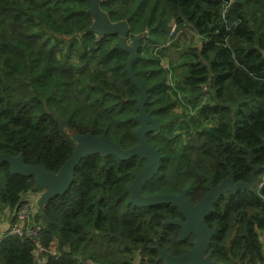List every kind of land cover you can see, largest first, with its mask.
<instances>
[{
    "label": "trees",
    "instance_id": "obj_1",
    "mask_svg": "<svg viewBox=\"0 0 264 264\" xmlns=\"http://www.w3.org/2000/svg\"><path fill=\"white\" fill-rule=\"evenodd\" d=\"M99 1L111 23L127 24V39L139 38L132 69L146 91L145 111L159 124L146 134L159 169L142 195L187 189L195 202L230 172L247 182L250 159L258 169L251 189L224 194L204 220L216 230L207 254L218 264H264V0ZM88 8L86 0H0V154H22L25 164L57 173L73 135L103 134L121 149L137 144L128 54L117 35L86 31ZM173 22L182 37L186 30L200 37L176 58L166 46L154 49L169 42ZM145 163L82 158L68 191L33 215L38 242L55 241L59 254L42 253L40 264H163L156 246L173 256L189 249L193 237L178 242V227L163 226L178 216L175 207L128 201ZM34 186L2 163L0 210L13 214ZM33 250L25 236L4 235L0 264H36Z\"/></svg>",
    "mask_w": 264,
    "mask_h": 264
},
{
    "label": "water",
    "instance_id": "obj_2",
    "mask_svg": "<svg viewBox=\"0 0 264 264\" xmlns=\"http://www.w3.org/2000/svg\"><path fill=\"white\" fill-rule=\"evenodd\" d=\"M86 1L92 18V24L86 31L98 36L117 35V45L128 54L126 72L138 91V96L133 99L137 110V114L134 117L138 122V127L135 131L137 144L128 149H121L103 134L73 135L75 147L70 157L62 164L57 173H51L41 165L25 164L22 154L17 156L0 154V165L7 163L11 174L34 178V190L40 192L38 205L41 209L51 198L62 196L68 191L74 179V171L82 158L92 154H101L103 156L114 155L119 160L124 161L138 156L140 159L146 160V163L127 187L128 201L136 207H154L162 204L176 207L183 219L165 221L163 226L169 224L180 227L178 240H183L189 234L193 235L194 238L191 248L186 249L178 256L168 254L165 250L156 246L159 253L157 261H161L163 264H218L211 260L207 254L209 243L216 234V230L209 229L205 225L204 220L212 210V206L224 194L236 192L240 189L250 190L258 169L251 165V160L249 159L248 164L252 172L247 182H235L233 173L230 172L217 185H209L208 192L195 205L188 198L187 189H181L177 194L142 195V188L145 183L159 169L160 155L146 140V134L158 129L159 124L145 111L146 91L136 79L132 69V63L137 57L139 38L128 43L129 30L127 24L125 22L111 23L106 14L100 9L99 0Z\"/></svg>",
    "mask_w": 264,
    "mask_h": 264
},
{
    "label": "built area",
    "instance_id": "obj_3",
    "mask_svg": "<svg viewBox=\"0 0 264 264\" xmlns=\"http://www.w3.org/2000/svg\"><path fill=\"white\" fill-rule=\"evenodd\" d=\"M169 37L173 38L174 34H176L177 31V25L175 22L171 23L169 25ZM194 34V33H193ZM194 39L196 41H200V37L198 35L194 36ZM132 40L127 39V42L130 43ZM168 42L165 45H155L154 49H162L164 46H166ZM167 68L168 66H164ZM205 92V89L203 90ZM33 193V191L27 192L24 194L22 201L19 203V206L16 208V210L11 214V217L15 219L13 223H10L6 226L5 230L0 231V238L4 235H16V236H25L28 238L34 245L33 250V259L36 263L39 259V256L42 253L51 254V255H59L56 251H52L50 248L53 246L52 244L48 248H44L40 245L38 242L37 234L39 230V226L35 225L32 227H26L25 223L29 220L30 216L32 215L31 210L33 209V200L28 199V195ZM35 199V197L33 198ZM35 209V208H34ZM259 238L260 242L262 244V253L264 255V232H259ZM41 263V261H40Z\"/></svg>",
    "mask_w": 264,
    "mask_h": 264
},
{
    "label": "rangeland",
    "instance_id": "obj_4",
    "mask_svg": "<svg viewBox=\"0 0 264 264\" xmlns=\"http://www.w3.org/2000/svg\"><path fill=\"white\" fill-rule=\"evenodd\" d=\"M182 33L178 34H174V37L171 38L168 42V44L166 45V47L169 49V53L172 54L175 58L177 56H180V53L177 50H181L184 51V49L188 46L189 43H192V45L197 44L198 42L194 41V36L195 34H193L192 31L190 30H186V36L182 37L181 35ZM174 42H176V44L179 45L178 48L172 47L170 46L171 44H174ZM175 44V45H176ZM177 46V45H176ZM162 64L164 66H168L169 67V61L166 58L162 59ZM215 124V120L211 119L209 121L206 122L207 126H212ZM190 125H191V121H190ZM187 124H184V128L187 129ZM192 127V125H191ZM35 197V199H33ZM40 198V192L38 191H34L33 193H31L30 195H28V199L33 200V209L31 210L32 215L30 216L29 220L25 223L26 227H32L37 225L34 221H33V215L36 212V209H40L39 205H38V201ZM35 208V209H34ZM11 214L9 213L8 210H0V231L5 230L6 226L8 224L11 223ZM53 246L50 248L52 251H56L55 248V241L52 242ZM264 244V241H263ZM57 252V251H56ZM58 253V252H57ZM42 258V254L39 256L38 261L36 262V264H40Z\"/></svg>",
    "mask_w": 264,
    "mask_h": 264
},
{
    "label": "flooded vegetation",
    "instance_id": "obj_5",
    "mask_svg": "<svg viewBox=\"0 0 264 264\" xmlns=\"http://www.w3.org/2000/svg\"><path fill=\"white\" fill-rule=\"evenodd\" d=\"M210 184V183H209ZM213 186V185H212ZM209 187V186H208ZM208 192V191H207ZM155 195V194H154ZM157 195V194H156ZM144 196H146V195H144ZM150 196H152V195H150ZM204 197V195L198 200V201H195V202H192V204L193 205H195L196 203H198V202H200V200L202 199ZM213 207H214V205L212 206V210H213ZM212 210L210 211V213L212 212ZM174 211H175V213H177L178 214V216L176 217V218H174V219H171V220H176V219H183V217L182 216H180V214H179V212L177 211V209H176V207L174 208ZM209 213V214H210ZM208 214V215H209ZM207 215V216H208ZM206 216V217H207ZM167 221H170V220H167ZM204 223H205V221H204ZM205 225H206V223H205ZM207 226V225H206ZM178 227V226H177ZM208 227V226H207ZM209 228V227H208ZM209 229H214V228H209ZM179 233H180V227H178V230H177V238H176V240L178 241V242H181V241H183V240H185V239H188V238H192L193 237V235H191V234H189L186 238H184L183 240H178V238H179ZM194 239V238H193ZM193 239H192V241H193ZM192 241H191V243H192ZM191 246H192V244H191ZM191 248V247H190ZM189 248V249H190ZM186 249H184V251H185Z\"/></svg>",
    "mask_w": 264,
    "mask_h": 264
},
{
    "label": "crops",
    "instance_id": "obj_6",
    "mask_svg": "<svg viewBox=\"0 0 264 264\" xmlns=\"http://www.w3.org/2000/svg\"><path fill=\"white\" fill-rule=\"evenodd\" d=\"M53 245V244H52Z\"/></svg>",
    "mask_w": 264,
    "mask_h": 264
}]
</instances>
